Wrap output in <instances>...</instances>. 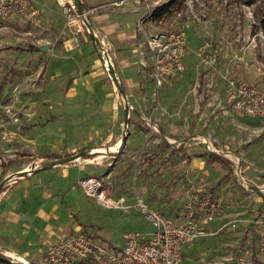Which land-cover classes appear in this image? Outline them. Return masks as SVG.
Instances as JSON below:
<instances>
[{
  "label": "rangeland",
  "instance_id": "obj_1",
  "mask_svg": "<svg viewBox=\"0 0 264 264\" xmlns=\"http://www.w3.org/2000/svg\"><path fill=\"white\" fill-rule=\"evenodd\" d=\"M156 1L141 18L143 28L147 32L182 28L189 37V64L186 72L155 89L148 104L138 115L128 116L126 124L123 110L126 105L132 110L120 95L118 106L99 105L97 89L83 80L76 96H69L75 78L86 75L95 58L101 63L97 67L106 78L105 88L110 83L89 34L85 32V41L76 45L91 42L92 47L82 49L91 50L84 55L86 64L74 58V72L63 79L47 64L60 59L53 52L61 43L59 38H48L41 28L20 20L16 27L0 23V99L15 96L20 103L11 138L0 143V183L9 172L31 168L36 156L50 153L58 155L57 161L68 159L63 164L105 177L112 183L110 193L123 198L124 208L100 207L78 190L90 205L84 210L87 214L76 213L89 234L100 233L116 247L134 233L152 231L135 205L138 199L175 220L191 193L208 190L220 204L212 233L187 245L181 264H264V206L254 204L232 171L217 186L231 167L203 150L200 143L202 139L212 144L218 141L264 182V121L226 113L222 106L228 79L248 80L264 93L263 38L253 31L255 12L264 11V0L250 4L247 0H202L201 21L187 6L179 15L160 10L155 20L154 10L171 0ZM192 4L197 7V0ZM43 46L47 49L41 50ZM86 86L87 95L80 91L81 87L88 90ZM119 92L113 83L110 93ZM143 117L151 119V130L146 129ZM197 155L203 164L192 167L190 159Z\"/></svg>",
  "mask_w": 264,
  "mask_h": 264
},
{
  "label": "crops",
  "instance_id": "obj_2",
  "mask_svg": "<svg viewBox=\"0 0 264 264\" xmlns=\"http://www.w3.org/2000/svg\"><path fill=\"white\" fill-rule=\"evenodd\" d=\"M118 1L124 2L119 7L113 8L110 6L112 2ZM30 2V10L34 13L35 22L25 20L17 14L12 15L4 22H7L12 27H16L18 20H20L41 28L47 34L46 36L48 38L51 35L55 36L54 38H59L61 43L59 47L53 49V52H56V56H59L60 59L56 61H51L50 59L47 61V64L49 63L52 71L58 70L63 79L69 78L70 73L75 70L74 63L76 61L74 58L77 60L81 59L82 63L86 64L87 60H85L86 56L84 55L91 52L90 49L82 50L84 46L87 48L92 47L91 42L83 43L84 46L81 44L82 46L76 47L79 42L82 40V42L85 41L84 33L86 26L84 22L75 20L71 28L66 27L65 19L61 13V7L55 0H30ZM156 2L154 0L147 5L153 7L157 4ZM197 2L196 7L193 6L192 0H185V9L187 6L193 15L196 11L194 16L198 21H201L202 17L200 14L203 11L202 6L204 2L202 0H197ZM145 5L144 3L136 4L133 0H82L83 9L89 12L88 24L92 27L95 37L102 41L108 50L112 60L113 70L119 83L120 94L110 93L113 82H111L112 80L109 76L112 85L108 83L109 85L105 88L104 82L106 78L104 79V74L100 73L97 66H100L101 63H98V59L95 58L91 63L92 69L88 70V73L83 77L75 78V82L71 88L72 90H69L70 97L76 96L77 90H79L77 89L78 85L84 80L97 89L95 96L97 95L99 97V105H104L109 108L118 106V104L120 105L119 95L122 96L124 94L132 110L127 112V118L128 116L138 115L139 111L141 112V107L148 104L147 101L153 94L152 92L161 87L157 88L154 85L150 77L149 61L140 54L147 33H151L147 32L142 25L143 21L141 18L148 13ZM182 13L175 14L179 15ZM187 39L188 47L183 61L184 69L178 75H181L184 71L186 72L189 64L188 53L190 51V45L188 36ZM69 58L72 59V62ZM144 63L145 65H143ZM76 66L79 69L82 68L78 64ZM236 80L245 81L254 85V83L248 80L238 78ZM86 88L88 90L81 87L80 91L82 94H90L89 87L86 86ZM222 101V106L226 113L252 118L256 121H264V119L249 117L236 111H231L226 108L223 97ZM7 102L13 104L14 110L17 113L14 120H8L11 138V134L13 133L12 127L18 120V105L20 103H18L19 101L15 96L0 99V104ZM144 119L152 123L151 119ZM144 125L146 129H150L147 124ZM152 125L154 127L153 123ZM64 130L66 133L69 132L67 128ZM206 140L208 139H202L200 141L203 150H205L204 141ZM172 142H175V140ZM212 145L219 151V154H211L217 156L216 158L226 164L227 167L229 165L231 167V170H228L225 175L229 173V177L232 171L237 185L249 193L254 204L256 206H264V182H259L260 177L250 172L247 165L239 158H233L232 154L224 146L220 145L218 141L215 140ZM49 155H53L52 158ZM200 157L197 155L195 159H190L192 167H199L203 164ZM57 160L58 155L53 153L41 155L40 157L36 156L32 162L34 164L33 167L14 170L13 172H9L7 177H5L8 178L14 174L25 172V174L6 180L0 190V255H12L29 264H39L49 244L56 239L78 234L88 236L95 243L104 246L111 245L106 241L108 238L102 237V234H89L87 227L81 221V216H79L84 213L87 214L84 210H87V207L90 205L88 200L99 205L89 198L88 200H83L78 194V190L82 193L78 185L80 179L92 175L87 174L83 169L71 167L67 164L53 165ZM13 163V160L9 162L11 165ZM237 165L243 167L250 186L242 185L237 181L234 175V169ZM43 166H47V168L43 171H36V169ZM99 206L102 207L101 205ZM91 209L93 208L91 207ZM77 211L80 213L79 215L76 213ZM179 218L174 221H178ZM211 224L212 222L209 225L210 227ZM92 235L96 237H92Z\"/></svg>",
  "mask_w": 264,
  "mask_h": 264
},
{
  "label": "built area",
  "instance_id": "obj_3",
  "mask_svg": "<svg viewBox=\"0 0 264 264\" xmlns=\"http://www.w3.org/2000/svg\"><path fill=\"white\" fill-rule=\"evenodd\" d=\"M55 1L61 7L67 24L81 20L86 26L85 32L87 34L93 32L88 24V11L83 10L82 14L79 13L73 0ZM78 1L82 4V0ZM133 1L141 4L147 0ZM123 2H112L110 6L119 7ZM30 7V0H0V23L14 14L35 22ZM145 7L147 10L152 9L147 4ZM248 15L251 16V13L248 12ZM206 46L209 47L207 44ZM97 47L104 69L109 74L113 66L108 50L100 40ZM187 47V34L182 28L147 33L140 54L149 61L150 77L157 88L183 71ZM207 47H203V51ZM223 100L226 108L231 111L264 119V93L252 84L228 79L224 87ZM16 116L13 104L9 102L0 104V142H7L10 139L8 120H14ZM145 124L153 127L148 121H145ZM204 144L207 152L219 154L212 143L204 141ZM234 175L239 183L250 186L241 165L235 167ZM79 187L86 198L94 200L104 208H124L123 198H115L110 193L112 183L105 177L85 176L80 179ZM135 205L144 220L152 226L151 233H134L116 249L95 243L83 234L56 239L47 246L39 264H181L185 247L212 233L209 225L215 220L220 207L212 192L208 190L195 191L186 198L178 221L169 219L141 199H138ZM3 256L11 263L29 264L12 255Z\"/></svg>",
  "mask_w": 264,
  "mask_h": 264
},
{
  "label": "trees",
  "instance_id": "obj_4",
  "mask_svg": "<svg viewBox=\"0 0 264 264\" xmlns=\"http://www.w3.org/2000/svg\"><path fill=\"white\" fill-rule=\"evenodd\" d=\"M185 0H171L168 3H166L162 8L154 10V13L151 15L153 19L157 20V17L155 16L156 13L160 10L167 9L170 13H182L185 9ZM252 0L245 1L246 4H250ZM255 20L256 23L253 25V31L254 32H261L262 38H263V46H264V11H257L255 12ZM53 155H49L50 158H52ZM229 174V173H228ZM228 174L225 175V177H228ZM224 177L220 179L217 183V185H220L223 181ZM88 237V236H87ZM92 237H96L95 235H92ZM89 238V237H88ZM110 249H116V247H112L111 245H108ZM2 262V261H0ZM4 263V262H2ZM6 264V263H5Z\"/></svg>",
  "mask_w": 264,
  "mask_h": 264
},
{
  "label": "water",
  "instance_id": "obj_5",
  "mask_svg": "<svg viewBox=\"0 0 264 264\" xmlns=\"http://www.w3.org/2000/svg\"><path fill=\"white\" fill-rule=\"evenodd\" d=\"M73 1H74L75 5L77 7L78 12L82 14L83 13V10H84L83 7H82V4L78 0H73ZM88 27H89V25H88ZM89 36L96 43V45L98 46L99 45V40L94 36V34H93L92 31L89 33ZM45 49H47L46 46H43L41 48V50H45ZM109 74H110V78H111L112 82L114 83V85L120 90L119 83H118V80H117V78L115 76V73L113 71V68H111L109 70ZM122 98L124 99V101L127 100L124 94H122ZM127 112H128V106L126 105L125 110H124L125 124H126V121H127ZM123 143H124V140H123ZM66 160H68V159H62V160L56 161V162L53 163V165L63 164ZM46 168H47V166H43V167H40L39 169H36V171H43ZM22 174H25V172H21V173H18V174H14L12 176H9L7 178V180H9V179H11L13 177L22 175ZM5 181H6V179H5ZM3 184H4V181H2L0 183V190H1L2 186H3ZM0 261L4 262L6 264H17V263H11V261L7 257L2 256V255H0Z\"/></svg>",
  "mask_w": 264,
  "mask_h": 264
},
{
  "label": "bare ground",
  "instance_id": "obj_6",
  "mask_svg": "<svg viewBox=\"0 0 264 264\" xmlns=\"http://www.w3.org/2000/svg\"><path fill=\"white\" fill-rule=\"evenodd\" d=\"M108 66H110V65L108 64Z\"/></svg>",
  "mask_w": 264,
  "mask_h": 264
}]
</instances>
